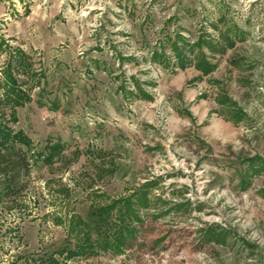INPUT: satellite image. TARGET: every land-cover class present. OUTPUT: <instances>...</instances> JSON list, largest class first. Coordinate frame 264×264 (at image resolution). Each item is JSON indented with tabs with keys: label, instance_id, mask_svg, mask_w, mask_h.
<instances>
[{
	"label": "rangeland",
	"instance_id": "1",
	"mask_svg": "<svg viewBox=\"0 0 264 264\" xmlns=\"http://www.w3.org/2000/svg\"><path fill=\"white\" fill-rule=\"evenodd\" d=\"M227 29L223 54L184 50L211 72L176 65L177 37ZM0 41L35 74L17 76L31 101L9 125L32 153L64 147L51 166L32 158L21 207L0 206V264L126 199L139 220L124 252L70 264H264V0H0Z\"/></svg>",
	"mask_w": 264,
	"mask_h": 264
},
{
	"label": "trees",
	"instance_id": "2",
	"mask_svg": "<svg viewBox=\"0 0 264 264\" xmlns=\"http://www.w3.org/2000/svg\"><path fill=\"white\" fill-rule=\"evenodd\" d=\"M233 34L236 32L233 31ZM233 34L227 29L217 41L200 38L190 46L183 37H177L170 43L176 65L185 68L187 64H194L203 74H208L213 66L205 60L203 53L197 54L194 59L198 61H194L184 50L188 47L192 54L195 49L200 50L205 46L210 52L223 54L233 46V39L239 38L238 35L233 37ZM178 41H181L180 46L177 45ZM2 53L7 55V59L0 72V206L10 209L22 206L21 200L29 189L33 164L37 162L32 161V158L36 156V160L43 165L51 166L64 147L59 143L48 142L39 151L32 153L30 138L23 131L14 130L9 125L10 122H17L16 109L31 101L23 82H19L17 76L32 78L35 74L31 72L28 56L19 47H9L0 41V56ZM158 54L154 52L153 61L162 64L161 55ZM248 168L247 173L248 170L254 171L250 166ZM135 198L139 206H146V193H137ZM133 205L130 199H126L93 207L86 220L74 216L69 221L68 234L59 245L42 247L37 252L21 251L5 264H70L78 259L95 258L101 253L120 255L135 235L131 221L139 220Z\"/></svg>",
	"mask_w": 264,
	"mask_h": 264
}]
</instances>
